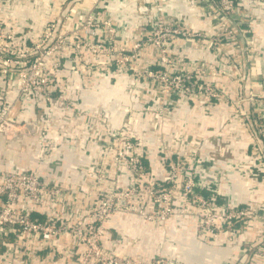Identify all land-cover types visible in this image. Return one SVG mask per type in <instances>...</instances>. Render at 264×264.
<instances>
[{
	"label": "crops",
	"instance_id": "crops-1",
	"mask_svg": "<svg viewBox=\"0 0 264 264\" xmlns=\"http://www.w3.org/2000/svg\"><path fill=\"white\" fill-rule=\"evenodd\" d=\"M159 1L158 12L168 21L183 23L186 28L205 34L188 40L178 36L170 49L181 57L180 62L186 60L188 67L203 66L208 80L225 97L204 94L187 101L174 97L164 113L157 112L153 99L160 94L158 82L145 78L137 81L130 72L116 66L105 67L104 56L87 51L89 58L100 62L98 68L85 71L84 64H77L73 73L68 68L71 64H66L67 75L72 78L65 81L64 87L79 99L82 109L102 113L100 119L92 118L93 122L88 123L92 134L86 135L80 119L75 118L67 132L70 143L50 147L39 160L34 137L22 136L7 143L0 133V178L7 171L38 169L43 179L66 187L59 196L67 204L59 206L60 209L72 214L74 208L78 217H83L99 191L131 182L126 169L115 162L113 145H108L113 139L107 134L126 124L132 135L141 137L147 171L151 174L157 177L166 174L159 156L165 150L189 152L197 177H202L206 185L203 187L206 199L212 200L219 210L234 206L252 212L251 216L236 220L237 237L233 239L221 227L220 238L216 240L208 231L200 230V219L191 213L176 215L160 226L138 214L117 212L105 224L107 247L132 257L162 254L175 264H264V237L260 236L264 227V158L253 146L258 136L256 123L264 122V0L260 3L237 0L242 11L237 18L239 26L230 35H221L219 41L214 36L220 32L222 18L214 12L216 8L210 0ZM99 2L30 0L24 10L20 5L12 10L34 39L54 19L60 21L61 31L78 27ZM106 2L100 11L106 8L113 15L121 44L131 45L134 39H140L152 10L150 1ZM142 52L136 61L146 68L156 59V49L151 45ZM148 103L154 105L153 109L145 108ZM26 111L20 112V119L38 118L42 109L37 103H29ZM103 143L105 148L101 146ZM260 147L264 148V142H260ZM97 169L105 171L107 178L95 179ZM137 197L149 199L145 191ZM52 198L48 200L54 208L57 198ZM35 217L42 218L40 213ZM67 238L58 240L60 246L67 248L59 261L44 251L39 259L23 264H73L74 239ZM30 245L35 247L34 243Z\"/></svg>",
	"mask_w": 264,
	"mask_h": 264
},
{
	"label": "built area",
	"instance_id": "built-area-1",
	"mask_svg": "<svg viewBox=\"0 0 264 264\" xmlns=\"http://www.w3.org/2000/svg\"><path fill=\"white\" fill-rule=\"evenodd\" d=\"M29 1L0 0V133L5 136L7 143L22 136L34 137L38 143L37 157L40 160L50 147L55 149L70 143L71 138L67 132L75 118L80 119L82 131L90 136L92 133L88 123L92 118L97 117L98 120V117H102V113L97 112V115L94 111L82 109L79 99L67 93L64 84L72 77L63 69L61 57L70 53H75L78 57L85 38L92 42V50L96 55L113 52L115 31L110 27L111 19L108 20L111 16L107 13L100 14L102 3L107 0H100L98 7L87 13L78 27L61 31L60 21L58 23L54 19L48 21L32 39L28 27L12 10L17 5L23 6L24 10ZM210 1L222 19L227 15L231 23L233 20L237 22L242 13L237 0ZM149 4L156 8L155 19L150 29L131 46L136 53L128 56L132 61L133 57L137 59L139 53L145 50L144 47H155L159 58L140 72L137 81L140 77H148L159 83L160 94L153 101L157 112L164 113L173 103V90L186 86V89L192 91L194 87L191 78L195 71L189 76L182 73L183 69L176 65L180 61L171 57L169 40L181 35L193 38L198 34L191 33L179 22L168 21L160 15L159 0H151ZM222 24L221 29L231 26ZM119 57L124 59L120 55ZM125 60L130 59L125 57ZM70 68L75 72L74 65H70ZM119 69L129 72V68ZM29 103H37L42 109L41 115L38 118L28 116L20 119V112L26 113ZM153 107L150 103L145 106L147 110ZM69 111L71 114H65ZM256 125L258 129L255 135L258 136L253 146L257 147L264 158V148L260 147V142H264V122L257 121ZM129 129L125 124L107 134L113 139L108 145H113L115 162L126 169L132 178L131 182L123 187L99 191L83 217H78L74 208V218L70 217L72 214L63 211V208L60 209L59 206L67 204L59 196L66 187L43 179L38 169L7 171L0 178V247H3L0 249V264L35 261L44 251L46 255L51 254L59 261L65 256L67 248L60 246L58 240L65 237L74 239L72 247L76 258L73 264H175L162 254L132 257L109 249L104 240L105 224L117 212L138 214L160 226L176 215L188 216L191 213L200 219V230L208 231L214 240L220 238L218 233L221 227L233 239L237 237L236 220L251 216L252 211L234 206L219 210L212 200L199 193L197 189L206 185L202 177H197L193 156L187 162L183 159L184 163L178 166L187 169L182 177H177L174 173L173 176H154L146 170L143 141L134 138ZM101 146L105 148L106 144ZM167 154L165 151L162 156L163 169L167 165L166 158L170 160V168L174 167L171 164L172 154ZM254 174L257 175L256 172ZM94 177L104 180L107 174L97 169ZM142 191L149 195L148 200L138 199L137 196ZM48 197H53L52 200L57 198L56 207L53 208ZM39 213L42 218L35 217ZM260 236L264 237V227ZM30 243H34L35 247Z\"/></svg>",
	"mask_w": 264,
	"mask_h": 264
},
{
	"label": "rangeland",
	"instance_id": "rangeland-1",
	"mask_svg": "<svg viewBox=\"0 0 264 264\" xmlns=\"http://www.w3.org/2000/svg\"><path fill=\"white\" fill-rule=\"evenodd\" d=\"M149 1H151V0H149ZM149 9L150 10L152 9L151 12H150V15L148 17V20H147L149 24H147V22H145V24L143 25L145 33H146V31H148L150 29L151 24H152V22L155 19L154 9H156V8H154L153 4H150V8ZM215 10L216 9H214V12H215ZM105 13H107V14H109L111 16V17L108 18V20L111 19L110 27H113V29L115 31L114 35H115L116 38L113 36V41H114L113 50L114 51L113 52H109L108 54H107V52H105L103 54H97V55H102V57L104 56V58H102L101 56L100 57L102 58V61L104 60V64L103 65L105 67L116 66L118 68H125V69L129 68V72L131 74L135 75L136 78H138V75H140V72H142L145 68H141L140 66H138V61H136L138 59H136L135 57H133V59L131 61V57L128 56V55H132V54L136 53V51H134L131 48V46L134 45L135 42L139 41V39H137V38L134 39V41L131 43V45L121 44L122 41L119 39L118 30L116 29V27L114 25V21H113L114 17H113V15L106 8H104L101 11L100 14H105ZM158 13H160V12H158ZM160 15H161V13H160ZM101 16H103V15H101ZM103 17H105V16H103ZM221 24L223 26H224V24L225 25L231 24V26H227V27L225 26L226 28L224 27L223 29H220L219 30L220 32L218 33V35L214 36L215 41H219L220 38H221V35H223V36L230 35L231 33L234 32V30L237 28V26H239V24L236 22V20H233V22L231 23L229 21V17L227 15H225L223 17V19L221 20ZM180 25L185 27V25H183V23H181ZM246 25H248V24H246ZM186 29H187V31H189L191 33H193V32L197 33L198 34L197 36H199V37H205V34L202 33L201 31H194L191 28H186ZM197 36H195V37H197ZM181 37H183L186 40L191 38L190 35H181ZM193 38H191V39H193ZM84 40L85 41H84L83 49L81 50L80 53H78V55L80 56V59H78L79 56L76 57V55H74L73 53H70L68 55L63 54L64 56L61 57V63H62L63 69H65L66 64H71V65H74V66L77 65V64H84L85 71L91 70V69H95L96 67L98 68L100 62L97 64L96 63V59L93 60V59L89 58V56L87 55V51L90 54L96 55L95 52H93V50H92L93 49L92 48V42L88 41L89 38H85ZM169 41L172 43L174 40L170 39ZM248 42L250 43L251 41L248 40ZM150 46L151 45H149L148 47H144V46L143 47L145 49H147V48L149 49ZM140 54L141 53H139L138 57H140ZM119 55L122 58H124V59H121L119 57ZM125 57H128L130 60H125ZM171 57L174 58L175 61L181 60V57H179V55L176 52H172ZM158 58H159V56H156L155 60H157ZM182 62H185L186 65H183ZM182 62H178V63H176V65H179V67L181 69H183L182 73L184 75H186V76H189L192 71H195V72L192 73L193 77L191 79H192L194 84L195 83L198 84V87L196 89H195V87H193L192 91H190V90L186 89V86H180L179 88H176L175 90L172 91L174 93V94L173 93L171 94L172 99H174V97H179L183 101H187L191 97L198 98V97H202L204 94H208L209 96H215V97H222V98L225 97L224 93L222 91H220L219 88H217L214 85H212V81L208 80L209 79V74L206 72V70H205V68L203 66L202 67L200 66L198 68H193V67H188L186 60L183 59ZM131 67H133V70H132ZM156 67L158 68L159 66H156ZM197 70H199V71L197 72ZM140 78L142 80H143V78L149 79L148 77H140ZM188 91H190V92H188ZM133 137L134 138L137 137L138 140L141 139V137H138V136H135V135H133ZM167 152H168L167 155L172 154L171 164H173V166L175 168L174 167L168 168L166 166L165 169H163L166 172V174L170 175V176H173V173H174L175 175H177V177H182L183 175H185V173L187 172V169L186 168L185 169H181V168H178V166L179 165L181 166L185 161L187 162L188 159H191L192 158L191 153H189V152L187 153L186 151H181V152L178 153V156L174 157L173 153H171L170 151H167ZM162 154L161 155L159 154V156L160 157L164 156ZM184 156H185V158H183ZM161 159H163V158H161ZM183 159H184V162L182 161ZM184 207H186V203H185Z\"/></svg>",
	"mask_w": 264,
	"mask_h": 264
},
{
	"label": "trees",
	"instance_id": "trees-1",
	"mask_svg": "<svg viewBox=\"0 0 264 264\" xmlns=\"http://www.w3.org/2000/svg\"><path fill=\"white\" fill-rule=\"evenodd\" d=\"M66 66H68V65H66ZM68 68L71 70L70 65H69ZM65 70H66V68H65ZM73 73H74V72H73ZM69 74H70V73H69ZM171 153H173V152H171ZM173 156H174V157H175V156H178V154L174 152V153H173ZM161 158H162V157H161ZM145 159H146V158H145ZM161 160L163 161V159H161ZM166 160H167V161H166V164H167L166 166H167L168 168H170V164H169V163H170V160L167 159V158H166ZM145 166H146V160H145ZM146 170H149V167H148V166L146 167ZM169 186H171V185H169ZM197 190H198L199 192H202V193L204 192V188H198ZM2 248H3V247L1 246L0 249H2Z\"/></svg>",
	"mask_w": 264,
	"mask_h": 264
}]
</instances>
